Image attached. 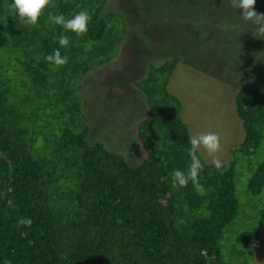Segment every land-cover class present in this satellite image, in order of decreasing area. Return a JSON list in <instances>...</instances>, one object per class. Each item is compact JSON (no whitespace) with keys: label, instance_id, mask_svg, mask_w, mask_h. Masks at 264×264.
<instances>
[{"label":"trees","instance_id":"16d2710c","mask_svg":"<svg viewBox=\"0 0 264 264\" xmlns=\"http://www.w3.org/2000/svg\"><path fill=\"white\" fill-rule=\"evenodd\" d=\"M11 2L0 0V264H223L221 241L240 210L237 156L217 170L198 151L197 183L174 185L173 170L190 163L182 102L167 87L181 57L150 63L135 81L149 114L137 124L145 157L132 166L103 142L87 141L76 86L116 55L124 14L104 11L107 0H50L33 25L10 16ZM82 10L91 19L81 35L48 18ZM61 35L69 45H59ZM56 49L66 63L46 59ZM235 104L245 135L233 150L249 156L264 139V84H243ZM263 185L264 159L248 189L258 195ZM258 217L235 237L245 248L260 235L264 208Z\"/></svg>","mask_w":264,"mask_h":264},{"label":"rangeland","instance_id":"374dc122","mask_svg":"<svg viewBox=\"0 0 264 264\" xmlns=\"http://www.w3.org/2000/svg\"><path fill=\"white\" fill-rule=\"evenodd\" d=\"M254 8L264 13V0H256ZM110 10L124 14L125 39L111 61L76 83L90 125L87 141H101L130 165L139 164L145 150L137 124L149 108L135 81L145 77L150 63L181 57L167 87L182 102L181 118L191 136L214 132L221 144L214 155L222 163L237 156L240 210L221 241L223 264H264V220L252 249L235 239L259 224L264 208V185L258 195L248 189L249 178L264 159V139L249 156L233 150L245 135L235 92L245 83L264 84V38L251 21L241 19L231 0H107L104 11ZM198 151L212 163L213 156L203 147Z\"/></svg>","mask_w":264,"mask_h":264},{"label":"clouds","instance_id":"9594fccd","mask_svg":"<svg viewBox=\"0 0 264 264\" xmlns=\"http://www.w3.org/2000/svg\"><path fill=\"white\" fill-rule=\"evenodd\" d=\"M49 3L50 0H12L9 6V13L10 16L18 17L25 24L35 25ZM231 4L242 20L251 21L256 26V31L261 34L259 38H264V13H258L255 10L256 0H231ZM48 18L51 22L61 25L64 30H70L77 35H81L87 32L91 16L87 11L82 10L73 14L71 18H65L62 13L53 14L49 12ZM58 43L60 46L69 45L68 36L61 35ZM46 59L55 65H62L67 62V57L62 56L59 49L48 55ZM188 143L190 145L187 149L190 163L186 172L180 169L173 170L171 178L174 185L185 186L189 180L194 185L197 183L199 172L204 167L200 157L197 155L200 147H203L210 156H213L212 162L217 170L223 167L222 161L214 155L221 150L220 138L216 133L201 132L189 137ZM20 223L30 225L32 221L31 219H22ZM4 264H11V261L6 260Z\"/></svg>","mask_w":264,"mask_h":264},{"label":"built area","instance_id":"2783aa9c","mask_svg":"<svg viewBox=\"0 0 264 264\" xmlns=\"http://www.w3.org/2000/svg\"><path fill=\"white\" fill-rule=\"evenodd\" d=\"M257 239H253L252 240V246L255 244L254 242L256 241Z\"/></svg>","mask_w":264,"mask_h":264}]
</instances>
